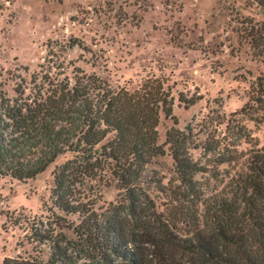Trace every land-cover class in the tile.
Wrapping results in <instances>:
<instances>
[{"label": "rangeland", "instance_id": "374dc122", "mask_svg": "<svg viewBox=\"0 0 264 264\" xmlns=\"http://www.w3.org/2000/svg\"><path fill=\"white\" fill-rule=\"evenodd\" d=\"M261 26L264 0H0V89L15 97L22 80L30 87L32 77L73 81L83 73L113 90L133 92L145 80L159 79L174 100V120L160 114L158 144L172 128L189 133L198 199L227 198L250 173L254 153L264 149V97L257 93L258 80H264V44L252 48L249 36ZM180 99L192 104L185 107ZM164 150L146 170L149 178L163 181L162 188L142 185L148 201L141 197V205L162 218L175 211L179 221L168 220L183 238L202 222L204 207L172 194L178 183ZM72 158L59 156L26 182L0 178V264L18 257L46 263L49 244L36 235L48 231L47 221H56L52 214L64 220L55 233L75 243L70 255L77 264H124L78 240L71 229L78 218L52 207L53 172ZM103 180L81 184L93 191L89 204L98 214L127 212L122 207L130 202L116 179L107 172ZM137 211L133 222L148 216Z\"/></svg>", "mask_w": 264, "mask_h": 264}, {"label": "trees", "instance_id": "16d2710c", "mask_svg": "<svg viewBox=\"0 0 264 264\" xmlns=\"http://www.w3.org/2000/svg\"><path fill=\"white\" fill-rule=\"evenodd\" d=\"M263 29L250 31L252 48L264 44ZM24 83L15 87V97L0 89V178L32 180L59 156L71 153L72 160L53 172L50 199L54 210L78 218L71 228L78 240L124 264H264V149L254 153L250 173L237 182L231 196L203 201L194 188L198 170L189 155V133L172 128L164 144H158L160 114L174 120V100L163 81L147 79L133 92L113 90L83 73L73 81L32 77L30 87ZM257 93L264 97V80H258ZM165 147L178 183L172 194L187 195L188 202L204 207L202 222L183 238L168 220L179 221L175 211L162 218L146 203L141 205V197L148 201L142 185L162 188L163 181L149 178L146 170L165 154ZM107 172L128 197L130 205L122 207L127 212L115 208L110 215L98 214L89 204L93 191L81 184L103 182ZM138 208L148 216L133 222ZM52 217L56 221L46 222L48 231L36 235V241L49 244L46 263L18 257L5 258L2 264H77L70 255L75 243L55 233L64 220ZM30 230L33 235L35 229Z\"/></svg>", "mask_w": 264, "mask_h": 264}]
</instances>
